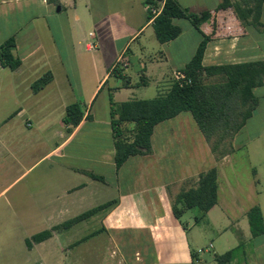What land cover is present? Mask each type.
<instances>
[{
    "label": "crops",
    "instance_id": "0c3cea01",
    "mask_svg": "<svg viewBox=\"0 0 264 264\" xmlns=\"http://www.w3.org/2000/svg\"><path fill=\"white\" fill-rule=\"evenodd\" d=\"M165 1L0 0V46L15 38L14 52L22 62L15 71L0 64V96L11 90L18 108L10 118L26 116L29 127L35 118V132L50 144L45 158L60 160L55 166L61 167L66 180L70 176L74 180L63 181L59 194L46 203L47 225L41 232L111 204L90 219L64 229L68 233L65 239L69 232H85L75 240L76 248L88 244L94 248L101 236H108L116 247L137 248L135 255L140 258L134 260L135 255L129 254L133 259L124 260L127 264L139 260L140 264H218L217 257L232 250L236 252L229 264H264V233L253 235L248 219L254 207H259L264 217V93L259 94L264 86L254 89L258 107L234 138V152L222 160L215 159L196 122L182 113L156 126L149 154L132 156L119 170L116 167L111 96L121 104L167 93L175 75L183 72L196 54L203 35L211 36L205 67L264 61L262 17V26L243 25L233 9L216 11L222 0H177L192 13L211 12L212 19L202 24L201 31L186 19H174L178 27L181 20L188 24L180 27V37L166 44L158 42L151 28L148 38H155L159 48L140 47L132 52V44L153 26L155 18H151L148 5L160 3L162 9ZM95 17L100 19V30L107 29L112 39L109 59L98 29L87 37L83 34V23H92ZM133 58L140 82L130 74ZM115 68L124 78L113 73ZM45 76H50V82L34 91L33 85ZM151 87L156 93L149 97ZM73 104L84 113L78 127L64 123L67 108ZM133 125L121 126L126 139L133 137ZM0 133L3 150L10 149L8 136L20 145L15 128ZM20 146L12 148L14 154ZM212 168L217 170L218 203L206 215L200 212L195 217L191 234L192 221L183 220L190 210L177 218L174 207L183 209L181 194L196 189L200 175ZM170 169L182 171L170 178ZM155 177L162 179L155 181ZM202 224L207 227L203 229ZM57 232L42 243L32 242L30 252H46L53 242L67 247L65 240L61 241L63 233L58 243ZM209 234L215 239L205 248L203 240ZM213 249L217 252H213L214 257L206 258ZM43 256L37 264H46V254Z\"/></svg>",
    "mask_w": 264,
    "mask_h": 264
},
{
    "label": "trees",
    "instance_id": "16d2710c",
    "mask_svg": "<svg viewBox=\"0 0 264 264\" xmlns=\"http://www.w3.org/2000/svg\"><path fill=\"white\" fill-rule=\"evenodd\" d=\"M154 0H147L151 3ZM264 0H222L216 11L233 9L243 25L261 24ZM152 18V17H151ZM174 19L188 20L198 31L201 26L212 19L211 12L196 14L183 8L177 0H166L161 14L154 19L153 27L156 39L166 44L181 36L182 28L174 25ZM215 27V26H214ZM192 60L183 69L187 79L175 81L170 90L156 98L148 100H132L125 103L111 102V123L115 139V163L119 170L126 161L136 155H147L151 152V137L157 125L176 118L182 113H191L198 128L210 146L215 159L222 160L234 152L233 140L245 127L258 107V99L254 89L264 86V61L221 66L205 67L203 60L211 36L203 35ZM15 38H10L0 46V64L2 67L17 70L22 62L16 57ZM113 73L124 78L122 71L115 68ZM50 76H45L33 85L34 91L43 89ZM190 81V82H189ZM211 81V82H209ZM84 113L78 104L67 108L64 123L78 127ZM132 123L136 126L132 141L125 138L121 126ZM217 170L215 168L200 175L198 186L182 193L179 203L181 210L174 207V213L180 218L185 210L198 209L206 215L218 203ZM111 204L88 211L52 231H43L26 240L28 248L34 243H42L53 236V231L86 221L99 211L107 209ZM253 235L264 233V217L259 207L248 213ZM235 250L217 257L218 264H229L235 256Z\"/></svg>",
    "mask_w": 264,
    "mask_h": 264
},
{
    "label": "rangeland",
    "instance_id": "374dc122",
    "mask_svg": "<svg viewBox=\"0 0 264 264\" xmlns=\"http://www.w3.org/2000/svg\"><path fill=\"white\" fill-rule=\"evenodd\" d=\"M93 11L95 12V10ZM148 16L150 17L149 13ZM262 21L264 23V8ZM99 22L100 19L98 17H95L92 23L84 22L83 34L87 37L89 32L97 31L98 29L103 36L102 43L104 49L107 50V58L109 59L112 54V39L109 37L107 29L106 32L100 30ZM140 22H138L137 25H139ZM180 22V25H182L180 27L182 28H185L183 25L188 24V21L186 20H181ZM95 25L97 27L96 29L94 28ZM151 28L154 27L151 26L150 29L146 31L145 36L140 37L138 41L132 44V52L138 50L140 47L146 49L159 48V43L155 38H148L149 34L152 33ZM262 37L263 41L261 42V48L262 52H264V35ZM121 44L122 42L120 45ZM82 48L85 52V44ZM86 54L87 53L85 52V56H87ZM132 67L130 74H132V77L135 80L140 82L141 78L137 76L139 67L134 58L132 61ZM151 82L152 84L154 83L152 80ZM151 88L152 91L150 92L149 97H152L155 95L154 93H156L154 92L153 87ZM263 93L264 89L259 92L262 96ZM17 105L18 104L14 101L11 90H5L1 93L0 132H5L8 127L15 128V131L19 132L21 146L14 142L15 138L12 136H8L6 139L8 148L10 149L3 150L0 145V264H37L40 257H42V255L45 257V254L46 264H127L124 260L130 261V259H133L129 254L135 255L137 248L131 246L130 248H126L123 244H119V246L116 247L113 243L109 242L110 238L108 236H101L97 242V246L94 248L92 244L76 248L75 240L82 237L80 235L85 234V232H69V236L65 239L68 233L63 228V230H58L57 240L59 243L60 235L63 233L61 241L65 240L67 247H64V243L58 245L56 242H53L47 245L46 252H30L26 245V240L31 239L33 235L40 233L42 229H46L45 226L47 225L46 221L48 219V216H45L46 203H48L52 197L59 194V189L61 188L60 185L63 181L71 183L74 180L71 176L66 180L63 176V170L61 167L55 166L56 163H58V165L61 164L60 160L49 157L45 158L50 144L46 145L47 143H45L44 137H40V134L35 132V118H33L34 120L32 121L31 127L27 125L28 117L26 116H13L12 119L10 118L12 113L18 108ZM262 112L264 113V110ZM185 114L190 116L188 119L191 122L195 121L191 113ZM8 118H10V120L7 122ZM179 120L180 119L176 121V126L179 125ZM130 132H133V137L127 138L128 141L135 137L136 126L132 131L130 130ZM0 139H2V137H0ZM153 139L156 144V135ZM262 144L264 145V138ZM14 146H20L18 150H21V152L19 153L18 150H16L14 154L12 151ZM88 148L89 152H93L92 147ZM170 161L171 160L166 161L165 164ZM170 170V178L177 177L182 171L181 169ZM165 175L167 177V170L165 171ZM161 179L162 178L160 177H155L154 180L157 181ZM96 184L98 183L96 182ZM92 187L93 185L89 186V188ZM97 187L98 185L94 184V188L96 189ZM199 213L200 211L198 209H193L188 211L183 217L184 222L189 220L192 221V224L190 225L191 234L194 224L193 222L195 217H199ZM57 221H59V219ZM200 227L205 229L207 225L202 224ZM212 239H215L214 234H209L204 238L203 245H205V248L209 247V244L213 241ZM71 243L72 245H70ZM213 252L216 251L214 249L211 250V254H206L205 257L213 258ZM137 258H140L139 255H137V257L135 255L134 260H137ZM139 261L136 263L140 264ZM148 263L149 262L146 264Z\"/></svg>",
    "mask_w": 264,
    "mask_h": 264
},
{
    "label": "built area",
    "instance_id": "2783aa9c",
    "mask_svg": "<svg viewBox=\"0 0 264 264\" xmlns=\"http://www.w3.org/2000/svg\"><path fill=\"white\" fill-rule=\"evenodd\" d=\"M163 8H164V6H163ZM163 8L161 9L160 3H157V5H151V4L148 5V10H149L152 18L158 17L161 14ZM186 79H187V77H186V74L184 72H178L175 75V81H184ZM200 252H202V250H200Z\"/></svg>",
    "mask_w": 264,
    "mask_h": 264
}]
</instances>
